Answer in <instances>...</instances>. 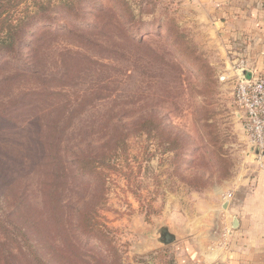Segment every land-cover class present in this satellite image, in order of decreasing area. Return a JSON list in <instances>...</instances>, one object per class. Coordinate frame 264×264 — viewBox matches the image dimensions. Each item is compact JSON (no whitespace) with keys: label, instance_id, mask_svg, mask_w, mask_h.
<instances>
[{"label":"rangeland","instance_id":"1","mask_svg":"<svg viewBox=\"0 0 264 264\" xmlns=\"http://www.w3.org/2000/svg\"><path fill=\"white\" fill-rule=\"evenodd\" d=\"M126 1L129 13L117 1L83 0V7H104L84 20L96 30L43 33L35 80L0 72L2 80L15 78L0 83V110L11 108L9 121L0 120V167L47 243L59 244L43 198L46 183L54 188L39 166L42 145L59 142L66 155L83 148L104 177L96 184L104 192L98 222L119 264H188L193 246H175L174 233L208 220V205L255 155L234 103L239 58L228 50L234 41L198 21L183 1ZM129 18L143 45L126 38ZM66 175L54 195L73 219L66 206L91 187L75 172ZM163 227L175 236L167 246L156 240ZM81 246L85 255L94 248Z\"/></svg>","mask_w":264,"mask_h":264},{"label":"trees","instance_id":"2","mask_svg":"<svg viewBox=\"0 0 264 264\" xmlns=\"http://www.w3.org/2000/svg\"><path fill=\"white\" fill-rule=\"evenodd\" d=\"M110 1L113 7L117 1L121 11L130 12L126 0ZM27 2L0 0V72L6 68L13 69L17 79L35 80L37 71L34 56L40 44V36L43 33L82 34L84 31L96 30L95 24L84 20L89 15L102 13L104 7L98 3L83 7V0ZM131 19L125 22L129 36L126 38L135 40L137 45H143L141 39L136 40L135 29H129L134 23ZM36 26L41 28L34 33ZM12 79L15 78L0 79V83ZM10 110L11 108L3 107L0 110V120L9 121L10 112L7 111ZM93 144V141H88L85 148L90 149ZM42 150L39 166L44 169L45 183L47 179L53 181L55 194L67 171L75 172L85 185L91 187V191L88 196L81 195L75 203L66 206L72 213L71 219L67 217L69 215L65 206L59 207L61 202L55 199L53 191L46 189L47 183L45 184L42 190L46 192L43 198L50 208L48 220L59 238V244L47 243L45 230L38 228L41 225L38 218L30 217L26 212L29 210V203L23 197L17 200L16 182L7 180L0 167V264H119L117 250L111 242L106 241L104 227L98 222L104 192L99 193L96 184L99 179L103 181L104 177L96 167L95 157L85 155L83 148H72L70 155H66V149H61L59 142L44 144ZM71 240H75V243ZM84 242L85 246L94 245L92 252L88 251L89 255L81 251V244Z\"/></svg>","mask_w":264,"mask_h":264},{"label":"crops","instance_id":"3","mask_svg":"<svg viewBox=\"0 0 264 264\" xmlns=\"http://www.w3.org/2000/svg\"><path fill=\"white\" fill-rule=\"evenodd\" d=\"M182 1L198 21L234 41L226 49L246 62L250 74L264 76V0ZM253 156L219 194L220 204L208 205V220L190 223L184 236L174 233L175 246H193L188 264H264V168Z\"/></svg>","mask_w":264,"mask_h":264},{"label":"built area","instance_id":"4","mask_svg":"<svg viewBox=\"0 0 264 264\" xmlns=\"http://www.w3.org/2000/svg\"><path fill=\"white\" fill-rule=\"evenodd\" d=\"M233 69L234 103L249 149L254 152L260 167L264 168V76L250 74L243 59L237 60Z\"/></svg>","mask_w":264,"mask_h":264},{"label":"water","instance_id":"5","mask_svg":"<svg viewBox=\"0 0 264 264\" xmlns=\"http://www.w3.org/2000/svg\"><path fill=\"white\" fill-rule=\"evenodd\" d=\"M157 242L161 245L167 246L175 241V236L171 234L166 227L158 230Z\"/></svg>","mask_w":264,"mask_h":264}]
</instances>
